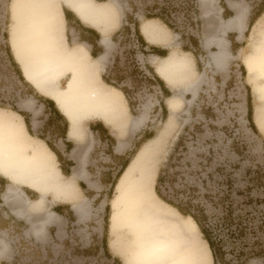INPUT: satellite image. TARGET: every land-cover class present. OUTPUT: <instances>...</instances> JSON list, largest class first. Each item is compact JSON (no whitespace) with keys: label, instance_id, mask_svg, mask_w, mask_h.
Segmentation results:
<instances>
[{"label":"rangeland","instance_id":"rangeland-1","mask_svg":"<svg viewBox=\"0 0 264 264\" xmlns=\"http://www.w3.org/2000/svg\"><path fill=\"white\" fill-rule=\"evenodd\" d=\"M178 1L117 0L116 3L111 0L109 3L115 6L116 15L120 18V29L116 30L118 31L125 25L126 14H132L140 21L144 14L154 13L155 10L154 14L164 17L163 14L168 13L169 10H180V6L175 5ZM12 2L13 0H0V33L2 29H8L9 24L14 22L16 14L20 19L26 17L23 3ZM193 2L194 11L198 17L200 10L196 8L198 7L196 0ZM245 3L253 17L264 8V0H245ZM199 23H202L201 20L198 21V28L193 36L182 35L179 39L181 41L179 49L182 47V49L191 50L188 56L192 60L193 72L186 79L180 78L181 82L177 81L180 88L175 92L181 94V101L177 113L173 116L175 121L170 124L167 123L169 111L165 97L161 96L159 88L156 85H148L133 72L134 57L141 67L149 66L150 57L140 52L130 35L121 34L118 37L121 40L119 43L112 40L115 31L110 33L109 37L113 44L105 66L99 67L95 71V76L98 77V82L101 81V75L105 73L106 67L111 66L113 74L109 77L114 76L112 79L120 77L119 85L126 87L130 101L133 103L132 111L128 106L131 119L141 115H144L146 119L137 129L128 131L127 125L122 126L121 131L125 132V135H122L123 142L125 145L128 143L129 146L121 151L115 150L117 140L111 129L110 132L114 138L110 145L106 140L101 139L99 134L93 131L88 134L87 143L91 144L85 166L88 177L77 180L80 187L79 202L88 203V206L82 210L83 220L78 221L75 214L69 219L64 216L60 229L54 225L47 229L48 225L56 223L57 220L49 222L45 226L43 235L44 239L46 237L48 239L46 243H40L28 236V223L11 218L10 212L0 202V241H4L7 246V256L0 254V263L124 264L110 250L105 253L100 244L101 239H106V242L109 240L108 221L116 184L114 181L124 161L130 160L145 142L144 135H151V138H154L161 132L151 156H153L155 180L160 168H165L162 193L169 197L170 193L178 191L177 195L183 198L187 195L181 192L184 187L198 185L201 191L208 187L211 192L219 191L220 194H227L224 205L216 206L210 202V199L205 198L211 213L208 224L213 234L222 240L224 264H264V135L258 130L254 120L256 109L262 110L264 118V98L254 89V85L258 83V80H255L256 68L251 61L249 62L251 49L258 39V30L264 26V22L259 28L248 33L249 38L243 43L245 50L240 56L237 52L231 53L234 57L227 62L223 71L213 65L210 52L199 50L194 44L193 41L198 44V41L202 40V33H204V28ZM181 26H185V21ZM175 32L179 31L175 30ZM8 43L11 44V40ZM31 54L29 59L33 61V54L32 57ZM116 55L119 58L117 66L113 63ZM84 58L91 62L86 56ZM248 68L253 75L248 74ZM70 76L71 72L67 70L57 80L58 86L64 87ZM0 79H2L0 100L3 103L6 102L0 105L1 116L9 121L16 120V113L12 107L20 109V101L29 98L30 95L26 98L21 95L23 99L19 97L22 93L20 86L12 81L9 67L6 68L1 54ZM196 85L197 93L193 96L190 89ZM162 104L166 107L165 112L162 110ZM248 107H251L252 121L256 129L248 119ZM94 119L93 117L82 118L81 125L87 132V127L90 128L98 123ZM262 126L264 128V124ZM38 136L43 138L42 135ZM23 141L24 139L20 140V142ZM31 141L34 142L22 143L27 151L36 150L39 147L35 139ZM46 142L54 149L62 150V144L57 137L47 138ZM22 152L26 153V151ZM67 152V154L64 152V155L72 159V149ZM74 165L73 160L72 166ZM59 167L64 169L67 163L60 162ZM88 182L95 183L97 187H90ZM48 198L51 199V196L48 195ZM57 202L46 205L47 209H52L51 207ZM21 203H16L14 206L22 207ZM229 204H231L227 221L229 224L223 225L220 217ZM8 206L11 208V205ZM40 216H43L42 212L32 214L33 219ZM238 222L243 226L240 232L236 229ZM122 232V242L128 248L131 236L126 231ZM44 239L41 237V240ZM125 252L131 261L133 258L129 250Z\"/></svg>","mask_w":264,"mask_h":264},{"label":"bare ground","instance_id":"bare-ground-1","mask_svg":"<svg viewBox=\"0 0 264 264\" xmlns=\"http://www.w3.org/2000/svg\"><path fill=\"white\" fill-rule=\"evenodd\" d=\"M73 1L79 2L82 9L93 18L95 15L111 16L112 6L108 4L96 3L94 0ZM214 1L199 0L201 12L206 13L209 10L206 6ZM13 2L19 3L20 0ZM21 3L26 14L27 27L25 40L22 41L33 54V61L25 60V51H21V41L18 40L13 24L9 26V33H13L9 37L11 50L24 78L39 93L51 97L66 117L69 123L67 137L75 144L71 152L75 165L69 175H64L54 153L42 140L35 142L39 146L36 150L27 151L22 145L24 141H34H31L27 134L20 116L15 114L16 120L9 121L0 113V171L10 181L2 198L5 203L11 204V213L24 218L30 233L41 240V237L44 239L45 226L59 217L56 212L47 209L46 205L50 201L61 199L71 202L78 221L83 220L82 210L88 206L85 201L79 202L80 188L77 184V180L88 177L85 166L91 147V144L87 143L90 130L87 132L83 128L82 118L93 117L106 123L116 136L115 150L121 151L125 147L122 139L125 132L121 131L122 126L127 125L128 130L137 129L146 117L141 115L131 119L123 93L102 80L98 82V77L95 76V71L102 67L106 59L110 41L106 33L103 36L105 50L91 59L82 43L71 49L67 47L58 0H21ZM245 14L246 7L236 8L229 23H237ZM106 22L108 25L109 20ZM226 25L227 22L224 26ZM144 31L148 32L146 26ZM209 41L205 40L206 47ZM226 44L227 41L224 44L222 42L218 44L217 51H210L213 65L222 71L234 57L226 49ZM26 53L28 54V51ZM85 56L91 62L85 60ZM250 61L256 68L255 80H258L254 89L264 98V26L258 30V39L251 49ZM154 65L157 73L173 89L172 94L165 98L169 111L167 123L170 124L175 121L173 116L177 113L181 101V94L175 92L180 88L177 81L192 75V60L187 53L173 50L166 58L156 60ZM67 70L71 72V76L64 87L60 88L57 80ZM248 74L253 75L250 68ZM197 88L196 85L190 89L193 96L196 95ZM27 102L31 105V98L27 99ZM254 120L258 130L264 135L262 110H255ZM160 133L141 144L117 178L110 203L108 249L124 264H212L211 251L194 220L190 216L181 215L175 208L162 201L155 192V169L151 153L157 145L156 140ZM21 139L24 141L20 142ZM88 184L92 188L97 187L93 182ZM18 185L31 187L39 193V197L30 201ZM48 193L52 197L51 200L47 197ZM20 202L27 205L28 212L14 206ZM39 212H42L43 216L33 219L32 214ZM122 231L131 236L128 248L122 242ZM126 250L132 255L131 261L129 256H126ZM0 254L7 256L4 241H0Z\"/></svg>","mask_w":264,"mask_h":264},{"label":"crops","instance_id":"crops-1","mask_svg":"<svg viewBox=\"0 0 264 264\" xmlns=\"http://www.w3.org/2000/svg\"><path fill=\"white\" fill-rule=\"evenodd\" d=\"M94 1L96 3H103V4H108L112 6L111 16L95 15L93 18V16L88 15L86 11L82 9L79 2H76L73 0H58L60 13L62 15L61 17H62L63 24H64V35H65V42L67 44V47L71 49L78 45H81L82 43L83 45H85L86 49L88 50L87 52H88L89 58L91 59H93L94 57H97L100 53H102L105 50V45L103 43V36L105 33L109 36L111 32H114V31L117 32L116 30L119 28V19H120L116 15L115 6L112 3H109V1L111 0H94ZM113 1L117 3V0H113ZM196 4H198V7L196 8L200 10L199 0H196ZM240 6H244V8L246 7L245 16H243L237 23H234V24L229 23V20L231 19V17L235 15L236 8ZM206 7L209 10L206 13L205 12L202 13L200 10V15L198 16V21L201 20L202 22L199 24L200 26H203L204 33H202V40H199L198 44L196 43V47L199 50H202L205 52L217 51L218 44H222V42L224 44L227 41L226 49L230 53L237 52L240 56L241 52L245 50L243 43L249 38L248 33H250L253 29H256L257 25L260 26L261 23L264 22V8L258 14H256V16L253 17L250 14V11L245 3V0H215L212 4H209ZM153 12L155 13V10ZM154 13L148 12L144 14L142 16L143 18L140 21H138L132 14H126L125 21L128 16H132L134 19L137 20L139 32L146 44L145 49L146 51L148 50L150 51V53L148 54H143V53L142 54L148 55L150 57L149 61L151 63H148L149 66L153 68L155 73L162 80L164 88L168 92H170V94H172L173 89L157 73L154 63L156 62V60H159V59L162 60L166 58L173 50L185 52L187 54L190 53L191 50H188L189 48L182 49V47L181 49H179L180 44H181V41H179V39L182 36L181 32L176 27L174 26L172 27V25L166 20V18L162 17L160 14H154ZM146 15H150V17L148 18L146 17ZM91 17L95 20L94 22H93V19H91ZM25 19L26 17L24 19L23 18L20 19L19 16L16 14L14 18V22L12 23L13 24L12 26L15 27L16 29V32H17L16 35H18L17 36L18 40L21 41L19 43L21 45L20 47H21L22 53L25 51L23 53V56L25 55L24 56L25 60L29 61L28 54L30 55L31 52L28 50L27 45L24 44L25 42H23L25 40V34H26V28H27ZM106 20H109L108 25H106L107 23ZM149 20H152V21H149ZM198 21H197V28H198ZM18 22H20L19 25H18ZM225 22H227L226 26H224ZM10 25L11 23L9 24V26ZM156 25H159V26L157 28L156 27L154 28L153 26H156ZM145 26H146V29L148 30L147 33L144 31ZM9 29H10L9 27L6 30L2 29L0 33V54L2 56V59L4 60L6 68L9 67L10 73H13L16 79L18 80L20 89L22 91L19 97L21 98V95H24L23 97L26 98L27 95H30L29 98H31L32 100V103L30 105V103L27 102V99L29 98H26V99L21 98L23 100L19 98L21 100L20 109H16L13 106L12 110H14L16 115L20 116V118L22 119L23 124L27 130V134L30 136L31 139H35L36 141L42 140L43 143L48 148L49 146H48V143L46 142L47 138L57 137L60 140L62 144V150L60 148L55 149V150L57 151V153L60 154V156L62 157V160L58 161L56 154L52 151L55 155V159L58 162V166L60 162L71 161L73 163V160L71 159V157L64 155L65 153L66 154L68 153L67 151H71V149L73 148L72 146L74 145L73 141H71L67 137L68 126H69L68 121L65 118V116L62 114L60 109L57 107V104L55 103V101L51 97L39 94L34 89V87L24 78L20 70L19 64L16 62L11 52V49H10L11 44L8 43L10 35L13 34V33L11 34L9 33ZM223 29L224 31H222ZM175 30H178L179 32H175ZM206 39L210 40L207 47L204 44ZM112 44H113V41L110 40L108 43V51L106 54V59L104 60L102 66H105L106 64L108 54H109ZM26 51H28V54H26ZM26 56H28V58ZM1 80L2 79H0V81ZM30 106H32V108H30ZM19 112H22L23 115H21ZM94 120L98 121V123H96V125L98 124V126L95 127V130H91L89 127H87L90 130V132L93 131L94 133H97V134L104 133V135L108 134L110 137L114 138L110 132L111 128L106 123H104L101 119H97V118H95ZM93 125L95 126V124ZM38 135H42L43 138L39 137ZM67 143H71L72 145L69 150H67ZM126 146H129L128 143L125 145V147ZM71 167L73 166H70V167L67 166L64 169H68L69 174H70ZM59 168H60V171L62 172L61 168L63 169V167H59ZM0 174H1L0 175V202H2L6 210L10 212L11 218L15 219L18 222H23L27 224V221L24 218H19L13 215L11 213L10 207L8 206L9 204L7 205V203L3 201L2 194L5 192L6 187L7 185H9L10 181L6 175L2 173ZM82 182H85V181H82ZM18 186L24 192L25 196L30 201H35L38 198L39 193H37L36 190L32 189L31 187L27 185H18ZM48 195L50 194L48 193ZM55 201H58V202L54 203L53 207H51L52 209H49V210L56 212L60 218L57 219L56 223L54 222L48 225L47 229L52 225L60 229L62 228V217L65 216L69 219L70 215L71 217L73 214L76 215V213L73 210V206L71 202L67 200H61V199L55 200ZM55 201H50L49 203L55 202ZM21 204H22V207H21L22 210L28 212L27 205L24 202H22ZM56 207L59 209L60 212L56 211ZM27 230H28V233H27L28 236H31V238H33L34 240L40 243H46L48 241L47 237L44 240L36 239L30 233L29 227ZM100 244H101V249H103L102 239L100 240ZM107 248H108V245H107Z\"/></svg>","mask_w":264,"mask_h":264},{"label":"trees","instance_id":"trees-1","mask_svg":"<svg viewBox=\"0 0 264 264\" xmlns=\"http://www.w3.org/2000/svg\"><path fill=\"white\" fill-rule=\"evenodd\" d=\"M146 17H150V15H146ZM127 24L124 25L121 30H118L117 32L114 33V35L112 36V40L113 41H117V42H121L120 39H118V37L121 34H125L126 36L129 35L131 32L133 33V37H134V41H136V44L140 50L141 53L143 54H148L150 53V51H146V44L139 32L138 29V22L136 19H134L132 16H128L126 19ZM193 41V40H192ZM194 44H196L195 41H193ZM93 55V54H92ZM119 62V58L116 55L113 59V63L116 64ZM132 67H133V72L136 75H139L141 79H143V81H145L148 85H156L159 88V91L161 92V96L163 97H168L170 95V92H168L164 86H163V82L162 80L158 77V75L155 73V71L153 70L152 67L145 65L143 67H141V65L138 63V61L136 60V58L134 57L132 59ZM244 68V67H243ZM245 70V69H243ZM146 71L150 74L148 75L146 73ZM111 66L106 67V71L105 73H103L101 75L102 80L111 85L114 86L116 88H118L123 95L125 96L129 109L130 111H132L133 109V103L130 101L129 95H128V91L126 89V87H122L121 85H119L120 82V77H116L115 79H112L113 77H109L111 76ZM162 110L165 112L166 111V107H164V105L162 104ZM21 115H23L22 112H19ZM247 116L248 119L250 120V122L252 123L253 128L256 129L255 125L253 124L252 121V111H251V107H248V111H247ZM67 124V122H66ZM98 126V124L95 126H91L90 129L91 130H95V127ZM100 126V124H99ZM101 134V135H100ZM100 137H102L101 139L106 140L107 144L110 145L113 142V138L110 137L108 134H105L107 136L104 135V133H100ZM145 141L149 138H151V135H144ZM181 139V138H180ZM49 148L56 154L58 161L62 160V157L60 156L59 153H57V151L51 146L49 145ZM71 148V143H67V150H69ZM128 159H126L123 163V165L121 166V169L119 170L117 176H116V180L119 176V174L121 173V171L123 170V168L127 165L128 163ZM67 162V166L70 167L73 165V163L71 161H66ZM62 173L65 175L69 174V170L68 169H62ZM164 172H165V168H160L157 176H156V180H155V186L154 189L156 190V194L157 196L164 201L165 203L169 204L170 206H172L173 208H175L181 215L183 216H190L194 222L196 223L202 238L207 242L208 247L211 251V255H212V261L213 264H224L223 259H222V247H221V243L222 240L220 238H217L216 235L213 234L208 221H209V216H210V212H209V208L207 206V201L206 199H210L211 203H213L214 205H224V201L227 199L228 195L227 194H220L219 191L216 192H211L210 189L208 190V187H206V190L201 191V188L198 185H191L188 187H184L181 192L182 193H186V197H179L177 195L178 191H175L173 193L169 194V197L164 195L162 193L161 190V186L163 184V181L165 179L164 176ZM116 180L114 181V184L116 182ZM202 183H204V181H202ZM83 187V185H80ZM199 197H201V199H199ZM206 198V199H205ZM230 208H231V204L227 205L226 207V211L224 212V214L220 217L222 224L227 225L229 224L227 221L229 219L230 216ZM56 211L60 212L59 209L56 207ZM71 217V215H70ZM243 228V226H241V223L238 222L237 223V227L236 229L240 232L241 229ZM103 240V250L104 252H108V248H107V242L106 239H102ZM0 264H8L6 262H1Z\"/></svg>","mask_w":264,"mask_h":264},{"label":"built area","instance_id":"built-area-1","mask_svg":"<svg viewBox=\"0 0 264 264\" xmlns=\"http://www.w3.org/2000/svg\"><path fill=\"white\" fill-rule=\"evenodd\" d=\"M193 3H194L193 0H179L175 5L177 7L180 6V10L177 11L169 10L168 13L166 12L163 14L164 17L168 19L169 23L172 26L176 27L181 32L182 35L193 36L195 34V31L197 30L198 17L194 11ZM183 21H185L184 27L181 26ZM124 24L126 25L127 22L125 21ZM129 35L134 40L133 33L131 32ZM146 73L150 75L147 71ZM11 78L14 83L19 85L18 80L16 79L13 73H11ZM3 99L6 101L5 98ZM5 103H3V101L0 100V105H4Z\"/></svg>","mask_w":264,"mask_h":264}]
</instances>
